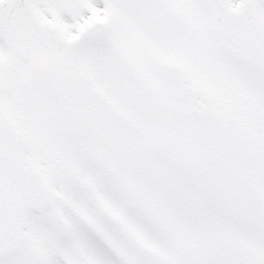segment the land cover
<instances>
[{
  "label": "snow or ice",
  "instance_id": "1",
  "mask_svg": "<svg viewBox=\"0 0 264 264\" xmlns=\"http://www.w3.org/2000/svg\"><path fill=\"white\" fill-rule=\"evenodd\" d=\"M0 264H264V0H0Z\"/></svg>",
  "mask_w": 264,
  "mask_h": 264
}]
</instances>
